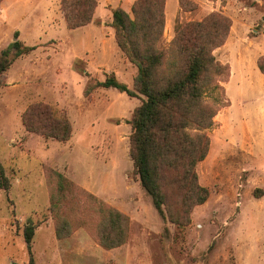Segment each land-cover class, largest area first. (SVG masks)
I'll use <instances>...</instances> for the list:
<instances>
[{"label":"rangeland","instance_id":"obj_1","mask_svg":"<svg viewBox=\"0 0 264 264\" xmlns=\"http://www.w3.org/2000/svg\"><path fill=\"white\" fill-rule=\"evenodd\" d=\"M62 1L0 0V54L15 40L34 48L19 57L10 53L12 64L0 85V165L10 183L0 190V264H29L30 255L33 264H264V83L258 74H248L250 81L235 74L244 65L250 73L260 71L264 0H188L187 9L168 0L164 9L163 47L181 24L212 13L232 22L214 55L229 66V78L234 69L224 100L232 102L236 126L225 121L227 103L205 131L210 154L196 172L209 197L183 225L167 215L172 206L179 210L176 192L162 217L134 173L129 121L144 98L94 88L114 75L133 90L137 69L110 27L113 10L131 15L132 4L96 0L90 26L69 30ZM37 103L70 122L68 141L25 130L22 114ZM242 114L245 124L238 123ZM55 172L68 181L63 192ZM100 204L128 219L124 244L107 249L99 243ZM61 221L66 227L58 238ZM27 225L34 227L30 254L23 237Z\"/></svg>","mask_w":264,"mask_h":264},{"label":"trees","instance_id":"obj_2","mask_svg":"<svg viewBox=\"0 0 264 264\" xmlns=\"http://www.w3.org/2000/svg\"><path fill=\"white\" fill-rule=\"evenodd\" d=\"M165 2L135 0L131 15L120 8L113 10L110 27L114 30L115 43L136 67L137 75L133 90L114 75L96 83L94 88H113L129 97L144 98L129 121L134 173L162 217L170 193L176 192L179 210L176 212L172 206L167 215L173 223L183 225L189 221L192 209L209 197L208 190L199 184L196 166L209 152L210 139L205 131L213 127L214 117L228 103L221 83L229 78V66L221 64L214 51L226 42L232 22L221 13H212L202 21L181 24L169 45L163 47ZM179 3L184 9H187L185 3L190 4L188 0ZM61 8L67 28L74 30L93 21L97 2L63 0ZM33 50L15 40L1 52L0 85L4 84V76L12 64L10 53L14 51L19 57ZM258 68L264 74V58L258 60ZM21 121L26 131L44 139L66 142L72 134L70 122L57 117L46 104L30 105ZM54 174L58 190L63 192L68 181L60 173ZM9 187L0 165V190ZM100 207L99 243L107 249L124 244L128 219L115 209L103 204ZM65 227L66 223L61 221L56 230L58 238L63 237ZM33 235L34 227L25 226L23 237L29 254ZM29 264H33L31 255Z\"/></svg>","mask_w":264,"mask_h":264},{"label":"crops","instance_id":"obj_3","mask_svg":"<svg viewBox=\"0 0 264 264\" xmlns=\"http://www.w3.org/2000/svg\"><path fill=\"white\" fill-rule=\"evenodd\" d=\"M135 0H125V2L128 4V5H131V4H133V2H134ZM216 5H218V3H216ZM167 7H168V0H166V4H165V9H166V12H167ZM178 8V7H177ZM88 26H90L89 24L87 25V27ZM83 28V27H82ZM245 67V65L244 66H241V69H240V72H235V74H236V78H238V80H242V79H248L249 80V78L251 77V76H256L255 74H258L259 75V77L261 78V81H262V83H264V74H262L260 71L258 72L257 70H254V71H251V73L249 72V71H246V69L244 68ZM248 72V73H247ZM248 74H250V77L248 76ZM252 74V75H251ZM234 75V69L232 68V66H231V75H230V78H229V80H228V82H226V83H224L223 85H224V88H225V93H227V87H228V84H229V82H230V80H231V78H232V76ZM252 78V77H251ZM254 80V79H253ZM250 81V80H249ZM255 84V83H254ZM237 85L239 86V84H238V82H237ZM256 91V90H255ZM240 92V90H238V93ZM254 94H255V96H256V106L258 107L259 105H258V94L256 93V92H254ZM226 97H227V94H226ZM228 98V97H227ZM227 102H228V105L225 107V108H223L224 109V111H223V113L225 114V121H226V123L227 122H229V123H232L233 124V126L235 127L236 126V116L234 115L233 116V111H232V102L230 101V99L228 98V100H227ZM260 110L258 111V115L260 116V120H261V118H263V113L261 112V108H259ZM243 116H244V114H242V119L240 120V121H238V123H241V124H245L246 122H248L247 120H246V118H245V120H244V118H243ZM245 117V116H244ZM209 154H210V152H208V155H207V157H206V159L204 160V162L207 160V158L209 157ZM203 162V161H202Z\"/></svg>","mask_w":264,"mask_h":264}]
</instances>
